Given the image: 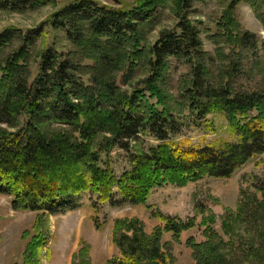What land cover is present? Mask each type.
<instances>
[{
  "label": "trees",
  "instance_id": "16d2710c",
  "mask_svg": "<svg viewBox=\"0 0 264 264\" xmlns=\"http://www.w3.org/2000/svg\"><path fill=\"white\" fill-rule=\"evenodd\" d=\"M167 1L146 0L129 10L79 0L59 10L51 27L77 46L84 43L82 54L94 61L92 65L54 46L38 53L37 63L31 60L38 41L46 37L43 29L25 35L14 33L18 32L14 28L0 33V52L20 42L0 62V126L13 130L0 129V194L13 198L15 210L57 215L72 208V197L86 192L97 194L102 203L115 204L118 195L121 203L146 205L155 188L230 178L253 158L264 155V86L248 90L239 85V62L231 63L224 80L215 77L213 64L201 49L200 33L187 19L196 0H174L181 15L177 31L163 33L154 45H143L142 25ZM242 1L234 0L231 9ZM247 1L258 10L257 2L264 0ZM48 5L58 4L55 0H18L11 7ZM0 8L8 4L0 3ZM260 14L264 17V8ZM231 20L221 25L224 34L216 35V40H230ZM236 41L248 49L258 46L257 37L250 33ZM171 61L190 67L177 101L168 93ZM139 74L145 76L137 78ZM126 85L132 88L125 90ZM176 107L182 112L177 113ZM210 115L229 120L235 143L223 140L191 146L172 140L186 123L213 131ZM146 137L159 144L146 150ZM113 150L129 155L130 170L119 179L102 158L106 155L109 162ZM156 216L164 227L156 229L152 258L162 264L168 257L159 247L161 233L172 232L179 238L188 227L173 217ZM129 230L132 235L121 239L127 244L122 258L112 259L111 264H139L143 256L152 259L149 248L141 246V228ZM44 243L38 241L36 246ZM203 252L213 255L206 256V264H226L218 249Z\"/></svg>",
  "mask_w": 264,
  "mask_h": 264
},
{
  "label": "rangeland",
  "instance_id": "374dc122",
  "mask_svg": "<svg viewBox=\"0 0 264 264\" xmlns=\"http://www.w3.org/2000/svg\"><path fill=\"white\" fill-rule=\"evenodd\" d=\"M14 1L18 0H0V3L8 4V8H0V33L14 28L18 29L14 33L25 35L27 31L43 29L46 37L38 41L31 60L37 63L38 53L47 46H54L76 61H86L88 65L94 63L93 60H86L82 54L81 48H86L84 43L77 46L68 41L62 32L51 27L54 15L59 10L79 0H55L57 7L25 6L12 9ZM93 1L101 7L130 10L146 0ZM233 2L196 0L187 19L200 33L201 49L206 59H210L209 63L213 64L215 77L224 80L231 63L239 62L238 84L248 90L261 89L264 86V17L260 13L264 1L257 2L258 10L247 0L231 9ZM178 8L177 1L168 0L155 17L142 25L144 46L154 45L163 33L177 31L181 18L177 14ZM229 18L232 19L230 40H216V35L224 34L221 25ZM243 33L257 37V49L236 45V38ZM19 44L15 42L0 52V62ZM221 46L226 47L224 52L219 50ZM239 52L241 55L234 58ZM189 72L190 67L187 65L170 62L167 82L168 93L173 100L179 99L180 83ZM31 73L34 78L37 73L35 64ZM143 76L139 74L137 78ZM127 88L132 86H124L125 90ZM175 109L177 113L182 112L179 107ZM209 120V127L213 131L186 123L187 126L180 130L181 134L172 140L191 146L212 145L223 140L235 143L237 139L228 119L222 115H210ZM0 129L13 131L5 125L0 126ZM144 144L148 150L149 146L159 143L146 137ZM128 157V153L123 150H113L109 162L106 155L102 156L118 179L130 170ZM12 201L10 195L0 194V264H28L31 261L38 264H111L112 259L122 258V251L127 244L121 239L124 234L132 235L129 229L135 226L136 229L141 228V246L149 248L147 253L152 258L156 229L164 227L163 221L156 216L159 213L178 219L188 227L179 238H175L172 232L161 233L159 247L168 257L162 264H206V256L213 258V255H204L203 251L210 248L218 249V255L222 256L226 264H264V155L253 158L230 178H205L186 187L166 185L155 188L146 205L121 203L118 195L114 199L115 204L102 203L97 194L86 192L72 197L69 201L71 209L48 215L15 210ZM43 240L45 243L42 247L36 246L38 241ZM196 244L205 247L195 248ZM200 249L202 253L198 252ZM198 253L202 255L199 257ZM139 264L159 263L143 256Z\"/></svg>",
  "mask_w": 264,
  "mask_h": 264
}]
</instances>
